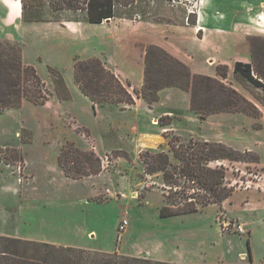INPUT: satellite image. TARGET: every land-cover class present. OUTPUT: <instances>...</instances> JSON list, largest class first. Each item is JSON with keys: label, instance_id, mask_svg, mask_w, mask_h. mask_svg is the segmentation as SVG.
<instances>
[{"label": "rangeland", "instance_id": "obj_1", "mask_svg": "<svg viewBox=\"0 0 264 264\" xmlns=\"http://www.w3.org/2000/svg\"><path fill=\"white\" fill-rule=\"evenodd\" d=\"M24 5L26 16H42L48 24L27 28L21 42L0 39L18 44L22 62L40 79L26 84L30 95L40 96L37 103L23 100L17 109L0 111V235L177 264L244 262L248 240L252 258L264 261V86L233 72L237 61L251 64L253 45L263 44L264 0H137L97 29L66 21L83 14L52 12L45 0ZM214 15L220 26L213 27ZM150 46L180 56L172 55L192 75L215 72L214 79L253 107L200 118L190 108L189 91L166 95L163 104L160 96L151 104L136 97ZM89 58L120 79L132 105H93L77 86L70 94L65 79L74 82V63ZM217 66L227 67L225 78ZM49 68L62 75L68 99ZM201 141L239 154L222 164L232 195L194 213L160 217L173 192L161 173L148 174L141 152L169 153L172 146ZM69 147L97 159L94 166H77L83 156L64 155Z\"/></svg>", "mask_w": 264, "mask_h": 264}, {"label": "trees", "instance_id": "obj_2", "mask_svg": "<svg viewBox=\"0 0 264 264\" xmlns=\"http://www.w3.org/2000/svg\"><path fill=\"white\" fill-rule=\"evenodd\" d=\"M52 12L82 13L81 17L75 15L66 21L86 22L100 24L107 19L117 16L119 7L127 8L137 0H45ZM24 0H22V17L25 22H46L42 16H26L24 13ZM122 15V13H120ZM40 15V14H39ZM81 18V19H80ZM262 46L252 48V63L237 61L233 72L239 78L264 86V41ZM144 83L140 91L135 90L136 97L147 103L158 101V92L164 88L176 87L182 91L190 92V108L200 118L207 114L221 112H245V107L252 108L250 103L231 88L220 81L203 76L192 75L188 67L175 59L172 55L158 46H150L144 62ZM216 72L223 78L227 76V67ZM54 82L62 91V99H68L69 94L62 75L49 68ZM238 78V77H236ZM73 79L78 90L92 102L93 105H132L134 103L119 78L105 68L98 58L78 60L73 66ZM30 81L39 85L40 79L34 67L22 62L21 47L16 43L0 41V111L4 109H17L23 100L37 103L40 97L30 91L26 84ZM40 89L37 91L39 92ZM245 109V110H244ZM248 115L255 116L252 111ZM166 136V135H165ZM173 143L179 141L175 138ZM193 147H177L168 152L152 153L141 152L147 166L148 174L161 173V180L165 188L173 192L167 193L165 205L159 209L162 218L178 214L194 213L199 207L210 204H220L228 199L233 189L227 187L225 168L216 164V161L237 160L235 151L224 145L201 141L194 143ZM79 152L83 157L78 159L81 163L94 166L93 159L87 153L69 147L62 153ZM65 151V152H64ZM169 154V155H168ZM77 158V157H76ZM60 160V156H58ZM175 161V162H174ZM142 162V160H141ZM174 162V163H173ZM75 164L74 161H71ZM210 163L215 165L211 166ZM84 167V166H83ZM82 167V168H83ZM97 167V166H96ZM146 173V172H145ZM190 181L196 186H180L179 181ZM185 185V184H184ZM192 191V192H191ZM198 192H205L201 195ZM179 210H175V208ZM247 244V260L238 263H205V264H264V261H255L252 258L249 241ZM0 264H177L162 262L150 258L104 254L97 251L79 250L71 247H57L55 245L29 241L18 237L0 235Z\"/></svg>", "mask_w": 264, "mask_h": 264}, {"label": "crops", "instance_id": "obj_3", "mask_svg": "<svg viewBox=\"0 0 264 264\" xmlns=\"http://www.w3.org/2000/svg\"><path fill=\"white\" fill-rule=\"evenodd\" d=\"M239 3V1H237V4ZM238 6V5H237ZM246 8V7H245ZM213 27L215 26H220L219 22H220V17L214 15L213 17ZM258 20V17H257ZM38 24H42V26H44L45 24H48V22H25L23 21V17H22V0H0V39L3 40H7V41H16V42H21L24 39V31L27 28H32V31L41 28L42 26L38 25ZM70 24V23H68ZM71 24H75V26H77V24L79 23H71ZM103 23L100 24H89L90 26H95L93 28L97 29L98 26H101ZM221 24V23H220ZM66 25V23H65ZM85 35L87 36V28L88 27H82ZM221 28V27H220ZM73 42V41H72ZM72 43H70L71 46ZM173 56H175L176 58H178L180 61H182V58L180 56H177L175 53H171ZM246 63H249V61H246ZM197 72V71H196ZM202 73V72H201ZM204 75H208L211 77H216L215 72L213 73L211 72H204ZM143 74H141L140 79L138 80V82L134 85L135 88H140L143 84V78H142ZM66 80V85L68 87V90L70 92V94H76V85L74 84L73 81H69L67 79ZM133 86V87H134ZM175 90V89H173ZM183 91L176 89V91H170V89H163L160 90L158 92V96H160V102L166 103L165 98L169 95V94H174V95H181ZM187 95V92H184ZM167 95V96H166ZM162 102V104H163ZM164 114V116H169L167 114H171V113H165L162 112ZM143 115H146L145 113H142ZM154 136V135H153ZM255 260V259H254ZM256 261V260H255Z\"/></svg>", "mask_w": 264, "mask_h": 264}, {"label": "built area", "instance_id": "obj_4", "mask_svg": "<svg viewBox=\"0 0 264 264\" xmlns=\"http://www.w3.org/2000/svg\"><path fill=\"white\" fill-rule=\"evenodd\" d=\"M223 162L224 161H216V164H218V165H222L223 164ZM223 166V165H222ZM126 220H123L122 221V226H121V228H124V226L126 225ZM240 233H243V229H242V226H238V229H237Z\"/></svg>", "mask_w": 264, "mask_h": 264}, {"label": "bare ground", "instance_id": "obj_5", "mask_svg": "<svg viewBox=\"0 0 264 264\" xmlns=\"http://www.w3.org/2000/svg\"><path fill=\"white\" fill-rule=\"evenodd\" d=\"M102 23H104V22H102ZM197 31H199V29L197 30ZM154 124V123H153ZM93 235V234H92Z\"/></svg>", "mask_w": 264, "mask_h": 264}, {"label": "water", "instance_id": "obj_6", "mask_svg": "<svg viewBox=\"0 0 264 264\" xmlns=\"http://www.w3.org/2000/svg\"><path fill=\"white\" fill-rule=\"evenodd\" d=\"M107 21V20H106Z\"/></svg>", "mask_w": 264, "mask_h": 264}]
</instances>
